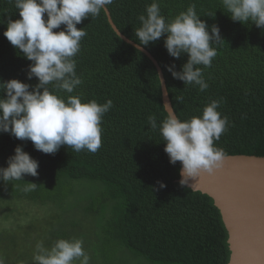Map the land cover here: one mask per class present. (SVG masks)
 I'll list each match as a JSON object with an SVG mask.
<instances>
[{"label": "trees", "instance_id": "obj_1", "mask_svg": "<svg viewBox=\"0 0 264 264\" xmlns=\"http://www.w3.org/2000/svg\"><path fill=\"white\" fill-rule=\"evenodd\" d=\"M152 0H114L106 8L117 29L134 42L138 16ZM161 13L171 20L195 4L209 26L220 29L224 42L213 45L217 55L203 68L209 87L184 85L165 70L177 71L187 61L170 57L165 37L144 47L158 63L174 113L181 120L199 116L211 100L229 120L215 142L225 156L264 158V30L231 21L219 0H159ZM14 5L0 0V81L27 80L31 63L3 36L7 19H19ZM215 11L213 18L206 13ZM87 35L75 57L83 83L70 95L83 103L111 99L102 120L101 147L79 153L62 146L54 155L34 150L30 141L0 133V167L22 146L39 162L38 177L24 182L38 186L25 192L22 181L0 182V254L6 264H34L39 241L51 247L57 239L79 238L89 264H227V231L211 198L179 185L180 164L171 165L158 133L147 123L166 116L156 69L140 51L111 29L104 10L77 25ZM56 29L54 31L62 30ZM50 90L52 86L49 85ZM61 98L66 93L57 92ZM157 181L166 187L156 190ZM35 210L21 212L19 208ZM75 264H79L76 261Z\"/></svg>", "mask_w": 264, "mask_h": 264}, {"label": "clouds", "instance_id": "obj_2", "mask_svg": "<svg viewBox=\"0 0 264 264\" xmlns=\"http://www.w3.org/2000/svg\"><path fill=\"white\" fill-rule=\"evenodd\" d=\"M114 0H8L14 5L19 19H7L3 36L18 54L31 62L26 79L35 78V85L17 79L0 81V133L20 141H30L34 150L54 155L62 146L74 152L96 153L101 147L102 120L113 107L111 99L104 103L96 100L83 103L78 95H70L83 81L76 72L75 57L80 52L81 41L87 35L77 25L89 17L95 18ZM224 13L231 21L254 25L264 30V0H219ZM213 18L215 11L205 14ZM197 14L195 4L171 20L161 13L159 0H152L145 14L137 17L140 27L134 32L138 49L154 43L163 36V46L173 59L187 56L179 71L176 65H166L165 70L173 79L184 85L198 86L200 92L209 87L203 68L211 67L216 48L224 42L217 25L209 26ZM5 21L0 19V24ZM62 30L54 31L56 29ZM49 85L53 90H50ZM64 92L61 98L57 92ZM222 103L211 100L201 115L181 120L168 114L159 124L157 117L149 115L147 123L158 131L164 144L163 151L171 165L180 164L179 185L187 186L189 179L202 173L212 174L224 159L222 148L215 142L227 131L229 120L218 111ZM0 167V182L8 185L22 181L24 191L38 185L24 182L25 176L38 177L39 162L22 146ZM166 185L157 181L154 188ZM79 238L57 239L51 247L43 241L35 246L34 264H89L90 256ZM0 264H6L0 254Z\"/></svg>", "mask_w": 264, "mask_h": 264}, {"label": "water", "instance_id": "obj_3", "mask_svg": "<svg viewBox=\"0 0 264 264\" xmlns=\"http://www.w3.org/2000/svg\"><path fill=\"white\" fill-rule=\"evenodd\" d=\"M103 10L114 33L152 62L159 79L164 110L167 115L175 114L156 60L126 38L114 25L107 8ZM185 187L207 195L220 212L228 235L230 256L227 264H264V158L224 157L221 166L212 174L202 173L191 178Z\"/></svg>", "mask_w": 264, "mask_h": 264}, {"label": "rangeland", "instance_id": "obj_4", "mask_svg": "<svg viewBox=\"0 0 264 264\" xmlns=\"http://www.w3.org/2000/svg\"><path fill=\"white\" fill-rule=\"evenodd\" d=\"M20 209V211L21 212H27V211H30L31 212V210H35V208H33V206L32 207H23V208H19Z\"/></svg>", "mask_w": 264, "mask_h": 264}]
</instances>
